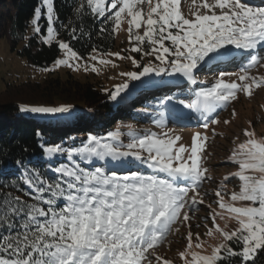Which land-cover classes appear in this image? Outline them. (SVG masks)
Returning <instances> with one entry per match:
<instances>
[{
    "label": "snow or ice",
    "instance_id": "obj_1",
    "mask_svg": "<svg viewBox=\"0 0 264 264\" xmlns=\"http://www.w3.org/2000/svg\"><path fill=\"white\" fill-rule=\"evenodd\" d=\"M181 3L75 0L76 20H100V33L109 32L110 25V34L115 35L127 23L130 47L125 51L141 59L93 46L87 59L94 63L84 62L83 67L99 73L97 64L118 66L105 57L129 60L135 70L120 72L123 82L105 91L112 101L125 100L130 90L152 91L155 104L149 101L140 114L150 115L158 131L137 132L126 125V143L120 126L104 136L89 134L78 146L75 138L67 146L63 140L55 144L44 140L39 167H28L24 159H18L14 168L11 162L0 168L5 180L18 177L16 182L0 184V264H174L159 249L171 235L180 233L181 226L187 228L186 245L178 252L182 264H256L264 251V136L243 130L246 139L227 158L238 171L224 175L218 183L205 166V152L209 124L220 123L214 118L217 109L235 101L238 93L251 97L254 89L264 88V75L250 74L252 68L264 67V6H252L247 0H202L200 6L207 11L188 18ZM33 16L34 35L48 46L56 41L64 53L54 66L80 70L84 58L69 42L57 39L54 0H40ZM42 18L46 35L39 23ZM61 27L70 29L71 40L78 39V31L84 34L71 21ZM233 49L245 54L239 83L225 79L236 74L221 70L211 86L191 87L198 84L196 73L204 66L235 60L240 53ZM144 58L151 59L144 63ZM185 82L187 95L182 88ZM17 110L58 115L65 121L92 118L91 109L81 115L70 104H20ZM193 114L205 131L191 134L189 147L168 123L169 117L173 122L178 117L190 121ZM35 135L44 139L40 130ZM233 178L240 182L238 191L228 190ZM207 183L216 184L211 192L204 187ZM210 195L211 203L205 204ZM201 206L207 209L202 219L211 222L205 234L221 238L211 251L205 248L201 234L192 231L191 221ZM232 220L237 226L228 231ZM218 221L225 222L223 227Z\"/></svg>",
    "mask_w": 264,
    "mask_h": 264
},
{
    "label": "trees",
    "instance_id": "obj_2",
    "mask_svg": "<svg viewBox=\"0 0 264 264\" xmlns=\"http://www.w3.org/2000/svg\"><path fill=\"white\" fill-rule=\"evenodd\" d=\"M74 3L75 0H54V9L57 14L55 23L58 29L57 39L69 42L82 57L89 54L93 46L102 52L113 49L116 44V35L110 34V25L109 32L100 33L99 28L102 26L100 20L85 17L80 23L74 15ZM39 4L40 0H0V39L6 38L10 49L25 57L29 64L36 68H44L56 59L60 49L56 41L48 46L41 42V36L32 33L27 37V30L34 18V9ZM70 21L73 27L79 24V28L84 32L81 35L78 31L76 40H71L70 29L61 27V24H68ZM39 23L42 34L45 35L46 20L42 18ZM21 43L22 46L18 48ZM134 56L137 60L141 59L139 54L134 53ZM148 59L151 58H144L143 62L146 63ZM209 86L211 85L204 87L195 85L194 88L199 90ZM105 90L101 79L80 80L71 72H68L65 78L49 75L41 81L6 82L5 87L0 91V168L9 162L14 168L15 161L18 159H24L28 167H39L43 163L40 144L44 140L48 144L63 140L67 146L72 143L70 138H75L78 146L79 141L89 134L104 136L108 131L116 130L122 119L137 120L146 116L140 114L146 104H139L135 100L129 102L126 101L127 98L112 101ZM139 91L144 90H130L128 95ZM144 94V99H139L141 102L145 98H152V102H155L152 93L145 91ZM20 104L29 106L70 104L74 111L81 115L88 114V110L91 109L92 118L77 122L62 120L58 115L19 113L17 109ZM221 110L214 114V118L222 113ZM37 130L44 134L43 140L35 135ZM122 139L125 143L128 142L127 135L124 134ZM17 178L11 175L5 180L3 176H0V184L16 182ZM232 246L237 248L235 244ZM256 264H264V251L258 254Z\"/></svg>",
    "mask_w": 264,
    "mask_h": 264
},
{
    "label": "rangeland",
    "instance_id": "obj_3",
    "mask_svg": "<svg viewBox=\"0 0 264 264\" xmlns=\"http://www.w3.org/2000/svg\"><path fill=\"white\" fill-rule=\"evenodd\" d=\"M209 3L212 0H208ZM248 3L252 6H264V0H247ZM202 0H182L181 10L188 18H194V12L204 13L207 10L201 7ZM144 11L147 12V5L143 6ZM140 31V34L143 32V28ZM33 33L32 24L29 25L27 30V37ZM46 35V33H45ZM116 35V44L115 47L111 50V52H121L122 55H133L134 53H129L125 51L129 49L130 45L128 42V33H127V23L124 22L121 25L120 30L117 31ZM63 41L61 39H58ZM65 42V41H64ZM169 43V42H168ZM22 46V43L18 45V48ZM234 52L240 53V50L233 49ZM264 55V52H261ZM80 55V54H79ZM243 53L237 55L235 60L226 61L220 65H212V66H204L197 73L198 84L196 86H207L212 85L214 83L216 75L218 72L223 70L236 75L231 77H225L226 80H238V74L241 72L242 61L244 59ZM81 56V55H80ZM82 57V56H81ZM64 58V53L60 50L56 59ZM84 60L81 61L80 70H74L73 68H69L67 66H54V61L48 66V68L53 69L49 72L41 71L42 68H36L33 65L29 64L25 57L17 54L16 51H12L10 46L6 40V38L0 39V91L5 87V83L9 81H22V80H31V81H41L47 76H60L65 78L68 75V72L73 73L80 80H90L94 81L97 79H101L104 85V89L114 90V85L122 83L125 78L119 75L122 71H130L135 70L131 62L129 60H119L114 57H105L107 59L114 60L117 67H112L111 65H99L101 70L99 73L92 72L91 70L85 71L83 64L87 62L91 65L92 61L88 60V54L83 57ZM251 75H264V67L256 66L250 70ZM199 81H203L204 83H199ZM137 84L138 82H132ZM195 85L191 86L194 88ZM131 87V85H130ZM188 85L185 82L182 85L183 92L185 95L188 94ZM196 89V88H195ZM173 91H180V89L173 88ZM145 91H139L134 94H130L127 96L126 101L129 102L132 100L138 101L140 103L146 104L143 109L148 106V102L152 101V98H145L143 102L139 99L144 97ZM152 91H149L151 94ZM238 98L235 101L230 102L225 108H221L220 115L216 117L220 121L219 124L212 125L209 124V128L206 130V134L208 136L207 148L205 152V166L209 168V174L213 177L214 181L217 183L224 175L231 176L232 173L238 171V166L234 163L230 162L227 158L231 154V150L236 147L239 143L244 142L246 137L243 135L244 129L254 130L258 137L264 136V88L254 89L253 95L248 97L243 93H238ZM183 98V97H181ZM144 99V98H143ZM155 104V102H152ZM220 109H217V111ZM187 111V110H184ZM235 111L236 115L233 116L232 112ZM149 113H153V109H148ZM168 113H166V117ZM120 124V130L122 133L127 135L128 129L124 127L126 125H131L132 128L137 132H143L145 129H150L152 131H158L155 128L152 117L150 115H146L145 117H140L139 119L126 118L122 119ZM229 120V124H224L223 121ZM251 122V126L249 124ZM168 126L175 129L178 133H181L183 136L182 143L186 146L190 147V136L191 134L205 130L200 126V123L195 118V114H193L192 119L189 121L187 118L178 117L175 121H172V118L169 117ZM213 130H215L216 135H213ZM239 180L238 178H233L231 182L228 184L229 191H238L239 190ZM216 184L207 183L204 187L209 192H211L215 188ZM213 197L210 195L206 198L205 204L211 203ZM213 207H216L213 204ZM207 215V209L205 206H201L199 212L194 214V218L191 223L193 225L192 231L193 233L199 232L201 234V239L204 241L205 248L208 251H211V248L220 242V237L218 235H214L212 237H208L205 233L207 231V227H211L210 221H205L202 217ZM223 227L224 221H218ZM196 224L202 225L201 227H195ZM229 227L226 229L231 231L234 227H236V221L232 220L228 222ZM187 228L181 226L180 233L173 234L169 237L168 241L165 242L164 245L159 249L160 254L167 259L173 260L174 264H182V261L179 259L178 252L183 250L186 245V240L183 238L186 236ZM199 251V249H197Z\"/></svg>",
    "mask_w": 264,
    "mask_h": 264
}]
</instances>
